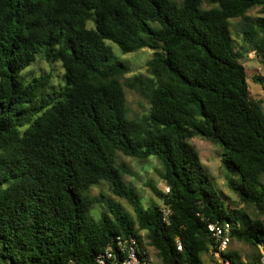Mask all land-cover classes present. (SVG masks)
I'll list each match as a JSON object with an SVG mask.
<instances>
[{"label":"trees","instance_id":"16d2710c","mask_svg":"<svg viewBox=\"0 0 264 264\" xmlns=\"http://www.w3.org/2000/svg\"><path fill=\"white\" fill-rule=\"evenodd\" d=\"M255 8L264 15V0H0V264H95L125 235L160 264H204L203 255L218 264L211 222H229L232 240L251 248L244 260L230 252L231 264H260L264 221L215 192L191 143L219 147L222 167L240 177L226 182L238 205L264 215V111L229 32L231 20L247 23L243 45L264 68V18L246 16ZM107 42L153 52L149 77L125 82L149 102L141 118L128 117V67ZM38 58L61 63L59 95L47 92L50 75L21 78ZM118 153L160 161L168 192L145 184L160 206H141ZM101 181L133 216L90 194ZM97 203L106 209L95 220Z\"/></svg>","mask_w":264,"mask_h":264},{"label":"rangeland","instance_id":"374dc122","mask_svg":"<svg viewBox=\"0 0 264 264\" xmlns=\"http://www.w3.org/2000/svg\"><path fill=\"white\" fill-rule=\"evenodd\" d=\"M246 16L250 20L257 17L264 18V15L260 13L259 8L250 10ZM87 25L88 28H91L93 26L91 22H89ZM246 25L247 23L242 19H233L230 21L229 32L236 48L240 49L241 47H243L245 50L244 58L241 60V62L244 65L246 71L250 99L261 101L264 111V88L260 84L254 82V77L256 76H259L264 80V68L260 59L257 58L247 46L244 47L243 45V31L246 28ZM107 44L112 47L114 56L123 61L128 67V73L121 79L126 96L128 117L130 119L141 118L148 113L149 102L145 97L141 96L135 90H131L126 87L125 82L127 79L134 76L140 75L145 80L147 79V77H149L147 62L153 56V52L149 49H142L135 53L122 54V52L116 45L110 42H107ZM44 74L51 76L52 86L47 90V92L51 96L59 95L65 87L64 70L60 62L47 63L46 61L38 58L33 64L22 71L21 78L25 82H29L33 78L39 77ZM36 102L37 101L33 102L29 106L35 105ZM191 143L195 147L196 151L199 154L201 162L205 165L209 173L208 176L211 179L212 187L215 192L221 198L225 199L226 202L229 203L231 208H242L250 216L260 218L264 221V215H259L252 208H244L242 205H238L236 196L227 188V176L231 177L236 182H240V177L235 170H231V172H229L222 167L220 162L221 150L219 149V147L201 138H194ZM117 157L119 163L126 164L132 171V175L124 176L123 179L125 183H129L135 187L136 192L138 193L140 198L141 206L143 208H148L155 205L160 206L161 202L157 198H155V196L145 186L146 183L151 182L155 184L159 189L166 190L165 183L159 177V172L162 170L160 161L156 157H150L146 160L133 159L125 157L120 153H118ZM90 194L93 197H98L100 194H103L105 196V199L111 200L115 204L121 206L129 215H134L132 207L125 200L115 197L111 193L106 182L101 181L93 185L90 188ZM105 209L106 208L103 203L94 204L91 210L92 217L95 220H98L102 211H104ZM143 234L144 233H142L141 235L143 236ZM230 252L238 253L242 260H244L246 256L251 253V248L248 245L232 240L228 248L224 251V255H228ZM148 255L153 264H160V261L155 256L153 249L148 250ZM202 259L204 264H212L209 261L208 256L203 255Z\"/></svg>","mask_w":264,"mask_h":264},{"label":"built area","instance_id":"2783aa9c","mask_svg":"<svg viewBox=\"0 0 264 264\" xmlns=\"http://www.w3.org/2000/svg\"><path fill=\"white\" fill-rule=\"evenodd\" d=\"M165 191L167 193L168 189L166 188ZM206 228L214 242V246L209 250V256L218 264H231L225 257L227 255H224V251L232 241V225L229 222H211L207 223ZM176 249L182 251L180 241L176 242ZM259 253L260 264H264V245L259 246ZM94 261L95 264H153L133 235L116 236L96 255ZM68 264H76V262L71 260Z\"/></svg>","mask_w":264,"mask_h":264}]
</instances>
